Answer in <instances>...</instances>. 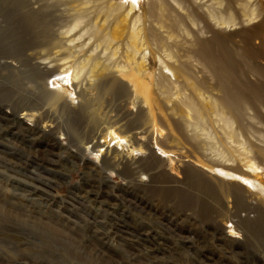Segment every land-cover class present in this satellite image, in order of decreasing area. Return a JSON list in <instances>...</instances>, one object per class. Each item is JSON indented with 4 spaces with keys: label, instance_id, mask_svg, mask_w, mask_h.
<instances>
[{
    "label": "rangeland",
    "instance_id": "1",
    "mask_svg": "<svg viewBox=\"0 0 264 264\" xmlns=\"http://www.w3.org/2000/svg\"><path fill=\"white\" fill-rule=\"evenodd\" d=\"M216 62L249 101L196 128ZM263 89L264 0H0V264H264Z\"/></svg>",
    "mask_w": 264,
    "mask_h": 264
},
{
    "label": "bare ground",
    "instance_id": "2",
    "mask_svg": "<svg viewBox=\"0 0 264 264\" xmlns=\"http://www.w3.org/2000/svg\"><path fill=\"white\" fill-rule=\"evenodd\" d=\"M79 15H83V14H79ZM81 17V16H80ZM37 25V24H36ZM35 31V30H34ZM134 31V30H133ZM137 32V31H136ZM109 35V34H108ZM45 36V35H44ZM43 34H42V37H44ZM40 37V35H39ZM138 38V35L137 33L136 34H133L132 35V39H133V42H134V45H135V42ZM112 39H110L109 37H105V40L104 42H107V41H111ZM41 41V40H40ZM45 41V40H44ZM43 40L39 43L38 47L37 48H40L41 50L37 53V59H34V60H37V61H40V62H37V64H35V70L36 68H38L39 70L44 69V70H41L43 72L46 73L45 76L47 77H50L51 75L55 78H60L64 84H69V81L71 82V75H69L68 73H66L65 71L64 72H59V66L58 68H55L54 71H51L50 73L48 72V67L45 66V62L48 61V62H52V63H55V64H58L60 61L64 60V58H61V57H65L64 53L63 54H60V52H62L61 50L64 48V42L60 41L57 43H55L53 46L50 45L48 42H44ZM132 42V43H133ZM52 44V43H51ZM110 44V43H109ZM37 45V44H36ZM30 49H33V47H29ZM28 48V49H29ZM59 50V51H57ZM66 50V49H65ZM28 51V50H27ZM56 51V52H55ZM55 52V53H54ZM58 53V54H57ZM34 55V54H33ZM36 55V54H35ZM71 57V56H70ZM206 57L208 58V60L211 62L212 59H210V57L208 55H206ZM29 59V58H28ZM31 59V58H30ZM32 59V60H33ZM34 67V66H33ZM213 68H214V72H215V75H216V78H217V87L221 90L222 92V98L219 99L218 101H216V103H211V104H207L208 108L206 109L205 107L204 109L197 104V102L195 100H191V99H188L187 101H183L184 105L182 107H185L186 108V117L188 118H191L190 120H193L194 122V126L196 128H200V126L202 125V123L204 121L207 122V114L210 110H212L214 112H218V111H222V110H225L227 112H230L234 115H238L242 109L244 108V106L246 104H248V101L246 98H245V89L242 88V86H240L239 84H237L234 80V77H233V74L231 72H229L228 70H226L221 63H214L213 64ZM141 69L139 68H135V69H131L127 75L128 78H130L129 80L134 79V81L140 85V86H147V83L144 81V80H140L139 78H141ZM125 75V76H126ZM140 76V77H139ZM110 77V76H109ZM110 83V82H109ZM108 83V84H109ZM107 84V83H106ZM107 84V85H108ZM105 85V84H104ZM115 86H116V81L113 80L111 81V84H109V91L112 90V91H115ZM107 88V87H106ZM241 88V89H240ZM246 88V87H245ZM117 90V89H116ZM149 90V89H148ZM146 91L145 92V95L144 97L142 98V102H143V106H145L148 111H147V116H148V119L149 121H151L154 125H155V117H154V113H153V110H154V104H153V100H152V95H151V92L150 91ZM264 90V89H263ZM260 91L261 95L263 96H260L258 95V99L256 100L255 103H260L261 105L263 104L264 105V91ZM135 91H137L135 89ZM243 92V94H242ZM200 98H202V96H200ZM54 99V98H53ZM48 101V100H47ZM182 102V101H181ZM199 102V101H198ZM25 103V102H24ZM54 103V102H53ZM200 104V102H199ZM52 105V104H51ZM90 105H86V107L84 108V110H87L90 109ZM144 107V108H145ZM201 107V108H200ZM145 108V109H146ZM37 107L31 105L30 103H28V105H25V106H22L19 108L20 112H24L23 113V116L22 118H27L28 121L29 120H33L35 118V115H33L31 112H33L34 110H36ZM38 110V109H37ZM211 112V111H210ZM224 112V111H222ZM220 112V114L222 113ZM226 112V113H227ZM223 114V113H222ZM224 115V114H223ZM218 116V115H217ZM222 116V115H221ZM226 117V116H225ZM23 118V120H24ZM221 118V117H220ZM222 119V118H221ZM224 119V118H223ZM189 120V119H188ZM30 122V121H29ZM33 122V121H32ZM222 122V121H221ZM226 126L227 125H230L228 119L224 121ZM188 124V123H187ZM202 127V126H201ZM156 128V127H155ZM48 132V131H47ZM109 137H111V140H115L116 138H118L115 134L109 132ZM233 138L234 137V133L232 132L231 134H228V138ZM120 141H124L123 143H127V140L125 139H122V138H119ZM231 140V139H229ZM235 142V141H234ZM244 152V151H243ZM261 153L264 155V151H261ZM247 154H245L246 156ZM240 156V155H239ZM244 156V157H245ZM249 157V156H248ZM248 157L246 156L245 158L242 159L243 162L242 163V167H245L244 170L245 172H251V171H258L256 170L258 167H256V165L254 164L253 161H248ZM237 169V168H236ZM235 170V169H234ZM225 172V171H224ZM222 172L223 175L225 176H228V177H231V179L233 178H237L236 175H231L228 174V173H224ZM256 175V174H255ZM258 177V176H257ZM240 180L242 181H247V184L251 187L252 184L245 178V177H240ZM253 181V180H252ZM261 181V180H260ZM264 182V180H262ZM261 181V182H262ZM256 183V181H255ZM259 183V182H258ZM257 186V185H256ZM259 187L260 189L262 190V192H264V186L263 184H259ZM264 201V200H263ZM1 209V208H0ZM6 214V213H5ZM11 222V219H7V217H3V216H0V223H10ZM13 223V221L11 222ZM4 230V229H3ZM6 230V229H5ZM8 231V230H7ZM5 232V231H4ZM9 232V231H8ZM2 233V232H1Z\"/></svg>",
    "mask_w": 264,
    "mask_h": 264
}]
</instances>
